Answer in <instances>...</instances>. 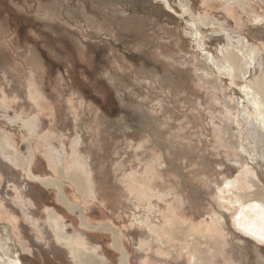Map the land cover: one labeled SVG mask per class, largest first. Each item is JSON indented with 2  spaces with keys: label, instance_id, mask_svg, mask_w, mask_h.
<instances>
[{
  "label": "rangeland",
  "instance_id": "rangeland-1",
  "mask_svg": "<svg viewBox=\"0 0 264 264\" xmlns=\"http://www.w3.org/2000/svg\"><path fill=\"white\" fill-rule=\"evenodd\" d=\"M165 1L172 12L157 0H0V146L29 152L30 172L79 207L0 150V264H75L49 215L107 264L121 257L113 234L85 223L114 228L128 264H193L175 228L205 241L196 264H264V241L218 192L245 174L264 192V135L238 89L264 80V0ZM242 40L258 50L236 88L214 61L245 57ZM77 134L92 198L50 162L72 165Z\"/></svg>",
  "mask_w": 264,
  "mask_h": 264
},
{
  "label": "bare ground",
  "instance_id": "bare-ground-1",
  "mask_svg": "<svg viewBox=\"0 0 264 264\" xmlns=\"http://www.w3.org/2000/svg\"><path fill=\"white\" fill-rule=\"evenodd\" d=\"M157 1H161L163 4L167 3L165 0H157ZM224 1L226 3L227 0H224ZM231 1L232 0H228V3L231 4ZM228 3H226V6L228 5ZM232 3H234V2H232ZM165 7L167 10H170L168 4H166ZM242 9L244 11L248 12V8L246 6L243 7ZM227 12L230 14L232 11H230V8H228ZM260 20L261 19L256 18L255 22L260 23ZM260 24L262 25L263 23L261 22ZM192 26H193V29L195 30L194 31L192 29V33L194 34V36H192L194 38L193 40L199 46V47H197V50L200 51L203 55H205L204 57L207 60L208 59L210 60L211 57L207 53L203 52V48L201 45L202 39L196 32V25L194 24ZM188 28H190L189 25H188ZM240 43H241V47L244 49V53H245L244 56L245 57L241 56V54H242L241 52H240L241 54L238 52H230L229 54L227 53V55H224L225 57H223L222 60L215 59V61H214L216 66L218 67V69L217 68L216 69L218 71L220 70L221 73L223 74V76L225 78H227L229 81H231L230 86H232V87H236V86H234V80H239V79L244 78V76L247 73V69H248L247 66H250V64H252L254 62L253 54L257 55V50H258V48H256V47L252 48L251 47L252 44L248 45L247 41H245V40H242ZM261 45L264 48V43L261 42ZM200 46H201V48H200ZM242 48H241V50L243 51ZM226 57H227V59H226ZM246 61L250 64H246L245 63ZM259 66H261V65H259ZM261 77L257 78L256 81L252 83V81L254 80L253 79L251 81L249 87L242 86L240 88H238V87H236V88H238L242 92V94H243L242 96L245 99L244 101L248 104V106L252 110L253 116H254L253 118L256 119L257 126L261 129V131L263 132V135H264V80ZM227 84H229V83H227ZM213 87L215 89L218 88L216 83L213 84ZM2 104L6 105L4 99H2ZM227 106H228V104H227ZM229 108L233 109L232 106H229ZM236 122L238 124L239 129L241 130L240 120L236 119ZM224 133H227V131H224ZM26 143H27V141H26ZM80 143H81V140H80L79 135L77 134V137L75 136V138L72 142V146L70 147L71 157L73 159V161L71 162V164H72L71 166H68L69 164L66 165V162H64L65 158L63 156L58 157L57 161L50 160V162L52 164L51 166H53V167H57L58 165H60V167H59L60 169L57 170V172L59 171L58 173L62 178L69 177V180L72 181V183L75 184L79 190H81L83 195H85V196L87 195L88 197L92 198V196H90V195L92 194L91 189L93 186H92V183L90 182L91 181L90 176L85 169V168H88V165H87L85 157L83 155H79L77 153V150H76V148L79 147ZM0 147H1L0 150H3L2 154H3L4 159H6L7 161L15 162L20 167L27 168L29 170V174H28L29 178L36 180V181H41L42 183L44 182V184H46V185H53V186L57 187L60 190V194H59L58 199L62 203H64L67 207H69V209H71L72 212L79 209V207L74 205L72 202H70L64 196V193L62 192L61 183H59L57 180H52V178L51 179L48 178L46 180L45 179L46 177L44 178L45 180L44 179L42 180V178L40 176H36L30 172L31 164L33 162V156L30 155L29 152L27 153L26 156L21 155V154L13 155L14 151H13V149H11V144L9 142H6V141L3 142L2 139H1V146ZM61 151L64 152L63 146H61ZM15 163H14V165H15ZM27 169H26V171H27ZM53 171H54V169H53ZM240 176H242V175H240ZM67 181H68V179H67ZM139 183L142 185L141 181ZM78 189H77V191H78ZM218 192L220 195H223L224 193L231 194L233 200L229 201V204L232 206H236V208H237L236 215H235L234 219H235V224L240 229V231H243V234L249 235V236H251L257 240H263L264 241V192L261 189V187H259L256 182H254L250 177H248L245 174L242 176V178L240 180L237 179L235 182H230V181L226 182L223 187L218 189ZM48 217L50 219V223H51L52 228L59 227L61 229V232H59V233L56 232L55 236L57 235V238L59 240V244H61L62 246H69L70 247V250L73 253L72 258H73L75 264H107L106 260L104 258H100L101 256L99 254H98V257H97V255H93V254H95L94 252L92 254H88L87 251L89 250V248L87 247L86 243H82L81 247H78V244L76 245L77 236L75 235V233H72L70 235L67 234L65 232V230H63L61 228V225H60V223L57 220L55 215H49ZM84 226L87 229L88 228L89 229H98V230H106V231L111 232L113 234L114 247L122 254V255L120 254L121 257L119 258L120 261L118 264H128L127 256L119 244V240L117 238V231L114 228H111V226H109V225H104V226H101L99 228H96V227H93L87 223H85ZM175 230H176V232H172V237L174 239H176L177 237H179V239H180V237L185 239V242L188 244V247H189L188 252L192 255L190 260L193 262V264H196L197 262L202 261L203 258L206 257L207 252H206V250L201 248L200 245L201 244L206 245L205 241L201 242V240L199 238H195V236L191 235V234L185 235L183 232V229L179 230V229L175 228ZM204 231H205L204 229L200 230V232H202V233ZM188 236H192L195 239L188 240ZM216 244H217V242H216ZM213 246H215V245L213 244ZM1 248L3 250H6L7 246L3 244V245H1ZM12 263L17 264L14 261H12ZM1 264H7V263H3L1 261Z\"/></svg>",
  "mask_w": 264,
  "mask_h": 264
},
{
  "label": "water",
  "instance_id": "water-1",
  "mask_svg": "<svg viewBox=\"0 0 264 264\" xmlns=\"http://www.w3.org/2000/svg\"><path fill=\"white\" fill-rule=\"evenodd\" d=\"M158 2H161V1H158ZM162 3V2H161ZM163 4V3H162ZM167 4V3H166ZM166 4H163L164 6L166 5ZM167 11H169V12H172V10L170 9V10H167ZM177 16V15H176ZM179 18H181L180 16H178ZM187 23H189V22H187ZM196 43V42H195Z\"/></svg>",
  "mask_w": 264,
  "mask_h": 264
}]
</instances>
